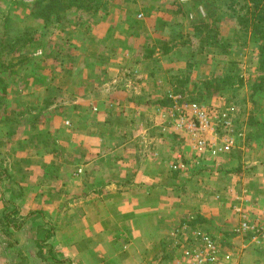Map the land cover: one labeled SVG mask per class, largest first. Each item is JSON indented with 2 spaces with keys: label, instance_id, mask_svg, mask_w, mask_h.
I'll use <instances>...</instances> for the list:
<instances>
[{
  "label": "rangeland",
  "instance_id": "374dc122",
  "mask_svg": "<svg viewBox=\"0 0 264 264\" xmlns=\"http://www.w3.org/2000/svg\"><path fill=\"white\" fill-rule=\"evenodd\" d=\"M36 1L0 0V62L4 63L0 80L1 129L10 127L22 131L24 119L21 116L28 111L37 112L42 94L60 100L61 111L68 112V100L86 91L89 79L95 81L97 74L87 71L100 70L106 64L116 65L121 59L125 64L135 61L152 73L153 70L161 72L157 74H161L165 82V93L171 91L201 106L213 105L232 112L242 136L237 139L236 148L226 155L234 152L233 155H238V158L251 154L264 157V122L257 121L264 114V92L253 104L248 89L260 74L256 48L248 37L242 44L231 41L241 29L234 19L226 18L210 25L204 9L194 4L193 0H103L93 12L70 8L61 24L47 29L43 20L32 16V5ZM61 1L40 0L39 4L47 7L56 2L51 9L60 12L62 9L59 6L66 5L70 0ZM98 11H101L100 15L96 16H104L110 22L122 25V28L109 27L106 33L127 34L133 31L140 35V40L109 39L98 43L97 32L103 34L106 30L101 28V18L95 20L94 14ZM120 48L123 52L119 53ZM75 66L80 70L71 71ZM226 74L239 77L244 85L241 88L232 86L227 90H214ZM49 79L53 84L45 87L44 83ZM165 100L161 107L169 106L166 97ZM249 114L251 118H248ZM6 117L10 119L9 123ZM159 119L161 131L176 135L171 137V160L178 153L191 160L194 153L188 139L169 130L165 120ZM248 146V154L239 155V151L240 154L246 152ZM239 147L240 150H237ZM226 155L208 159L185 174L173 172L177 191L184 195L181 200L183 205L180 203V206L191 209L184 214L185 217H179L176 228L187 223L192 228L202 229L218 242L221 254L231 257L230 264H264V242L259 246L252 242L249 233L235 232L241 217L233 210L237 200L232 196L234 193L246 194L248 188L236 187L238 182L231 181L229 172L234 168L229 165H221L224 168L217 174L209 173L210 166ZM222 162L227 163L228 159ZM242 172L243 168L237 174ZM209 178L213 182L217 178L215 183L218 188L209 183ZM233 186L234 193H230ZM206 187L209 188L207 192L204 191ZM223 187L226 193L221 196L224 191H218ZM214 193L221 194L219 200L213 198ZM248 196L251 211L257 213L256 207H262L264 203L251 194ZM23 202L12 199L6 205L0 201V264H71L70 258L64 256L67 253L61 251L60 244L70 235L64 230L70 227L72 217L56 214L55 211L47 214L38 209L25 211ZM199 207L206 211L210 207L215 215L212 213L210 218L202 220L195 211L192 212ZM4 208L7 209L6 214Z\"/></svg>",
  "mask_w": 264,
  "mask_h": 264
},
{
  "label": "crops",
  "instance_id": "0c3cea01",
  "mask_svg": "<svg viewBox=\"0 0 264 264\" xmlns=\"http://www.w3.org/2000/svg\"><path fill=\"white\" fill-rule=\"evenodd\" d=\"M100 20L106 30L97 32L98 43L141 38L133 31L106 33L109 27L122 25L104 16ZM117 62L87 71L97 74L95 81L89 79L86 91L68 100V112L61 111L60 100L42 94L37 112L21 116L22 131L0 128V201L7 205L12 199L24 200L25 211L70 215V227L64 230L70 235L60 248L69 254L64 256L71 264H166L176 253L169 234L191 209L183 208L184 195L178 193L169 169L171 137L176 135L161 131L160 117L154 113L166 103L165 82L157 74L161 72L152 73L135 61ZM50 84L49 79L44 86ZM257 121L263 123L264 114ZM262 147L264 152V142ZM249 148L239 155L248 154ZM233 153L213 163L209 173L217 174L221 165L233 167L229 175L238 182L236 187L248 188L249 195L264 203V157L238 158ZM215 180L208 179L218 188ZM223 189L218 191H224L221 196ZM193 211L202 220L215 215L210 207Z\"/></svg>",
  "mask_w": 264,
  "mask_h": 264
},
{
  "label": "built area",
  "instance_id": "2783aa9c",
  "mask_svg": "<svg viewBox=\"0 0 264 264\" xmlns=\"http://www.w3.org/2000/svg\"><path fill=\"white\" fill-rule=\"evenodd\" d=\"M166 99L169 106L154 108L155 115L165 120L169 130L184 135L194 153L191 160L176 154L169 165L171 171L185 174L190 168L201 166L208 159L229 154L236 148L237 139L242 134L238 132L234 116L228 109L201 106L171 91L166 93ZM231 189L230 193H234ZM246 194L234 193L232 196L237 200L232 206L233 210L241 217L235 232L249 233L252 242L260 246L264 242V206L256 207L257 213L252 212V204ZM220 197L219 193L213 194L216 200ZM169 236L176 254L166 264H230L232 260L229 255L221 254L218 242L211 235L187 223L175 228Z\"/></svg>",
  "mask_w": 264,
  "mask_h": 264
},
{
  "label": "trees",
  "instance_id": "16d2710c",
  "mask_svg": "<svg viewBox=\"0 0 264 264\" xmlns=\"http://www.w3.org/2000/svg\"><path fill=\"white\" fill-rule=\"evenodd\" d=\"M193 1L194 4L197 3L204 9L205 15L208 18L210 25L217 24L226 18L234 19L236 26H239L241 29H238L235 34V38L231 40L232 42L234 41L242 44L246 41V39L249 38V40L255 44L256 60L260 74L248 86L249 99L253 104H255V99L261 96L264 92V0ZM39 2L40 0L34 2L32 5V16L35 19L43 20L47 25L46 28L49 29L50 26L55 28L61 24L67 17L65 14L66 11H68L70 8H76L86 12H93L99 8L103 0H70L66 5L61 4L59 6V9H62L60 12H56L57 9L54 11L51 9L52 6L56 4V2H53L52 5L47 7H41ZM60 2L62 1L60 0ZM224 46L225 45H223V48ZM3 67L4 63L0 62V80L1 74L3 73ZM205 84L208 85L209 83ZM243 85L244 82L239 77L226 74L224 79L214 87L216 88L214 90H227L228 87L232 86L241 88Z\"/></svg>",
  "mask_w": 264,
  "mask_h": 264
}]
</instances>
